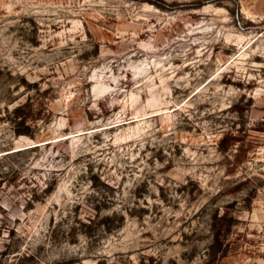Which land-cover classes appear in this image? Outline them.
Masks as SVG:
<instances>
[{"label":"rangeland","instance_id":"rangeland-1","mask_svg":"<svg viewBox=\"0 0 264 264\" xmlns=\"http://www.w3.org/2000/svg\"><path fill=\"white\" fill-rule=\"evenodd\" d=\"M0 264H264V0H0Z\"/></svg>","mask_w":264,"mask_h":264}]
</instances>
